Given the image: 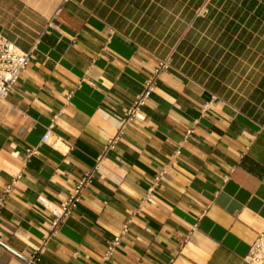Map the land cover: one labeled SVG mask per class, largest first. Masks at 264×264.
<instances>
[{
	"label": "crops",
	"instance_id": "obj_1",
	"mask_svg": "<svg viewBox=\"0 0 264 264\" xmlns=\"http://www.w3.org/2000/svg\"><path fill=\"white\" fill-rule=\"evenodd\" d=\"M0 33L31 50L0 99V264L43 243L37 264H247L264 225V0H0Z\"/></svg>",
	"mask_w": 264,
	"mask_h": 264
},
{
	"label": "built area",
	"instance_id": "obj_2",
	"mask_svg": "<svg viewBox=\"0 0 264 264\" xmlns=\"http://www.w3.org/2000/svg\"><path fill=\"white\" fill-rule=\"evenodd\" d=\"M206 12L204 6L196 10V15H203ZM51 25V24H49ZM31 57V50L22 51L20 50L12 41H10L6 36L0 33V99H5L15 83L19 79L22 72L25 70L29 58ZM168 58H165L158 62L157 67L154 70L153 75L148 77L144 83L143 88L137 97L132 102L130 108L126 112V117L122 119L121 124L127 120L139 117V108L144 105L145 101L148 99L150 94L154 90L155 82L157 75L160 70L164 69L168 65ZM50 137V131L47 132L42 137V142H46ZM117 140V136H113L108 140L107 148H113ZM27 155L34 153L33 149L26 150ZM95 169L86 171L79 178L77 183L74 185L71 194L67 199L62 203V205L53 210V219L50 224L49 234L53 233L62 219L66 216H69L74 209L78 206L82 192L84 189L91 183L94 177ZM159 176V175H158ZM158 176L155 178V181L158 179ZM152 188L146 191V194L143 197V202L154 203L153 198L150 195ZM11 190V184L6 185L4 188V193H9ZM3 199L0 198V206H2ZM126 232V226L122 228L118 235H115L110 242L105 247V250L102 253L101 259L103 262L108 261L118 244L122 236ZM48 237V236H47ZM44 250L43 245L38 248L35 253L26 261L27 264H37L39 260V255ZM244 261L247 264H264V225L260 231H258L257 236L253 243L250 245L247 255L244 258Z\"/></svg>",
	"mask_w": 264,
	"mask_h": 264
}]
</instances>
